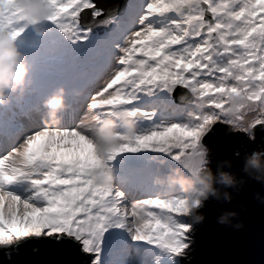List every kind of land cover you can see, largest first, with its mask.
Listing matches in <instances>:
<instances>
[{"label": "snow or ice", "instance_id": "obj_1", "mask_svg": "<svg viewBox=\"0 0 264 264\" xmlns=\"http://www.w3.org/2000/svg\"><path fill=\"white\" fill-rule=\"evenodd\" d=\"M46 3L38 32L0 0V30L31 66L0 105V262L47 246L69 264H185L198 217L168 177L189 158L217 168L214 139L264 134V0ZM59 88L68 106L53 124L44 100ZM109 119L119 143L101 151Z\"/></svg>", "mask_w": 264, "mask_h": 264}, {"label": "water", "instance_id": "obj_2", "mask_svg": "<svg viewBox=\"0 0 264 264\" xmlns=\"http://www.w3.org/2000/svg\"><path fill=\"white\" fill-rule=\"evenodd\" d=\"M262 147L264 134L259 131L255 143L240 137L211 142L213 157L220 162L212 168L216 172V192H210L204 201L205 204L209 200L201 211L204 220L197 225L185 264H264V181L255 178L256 169L245 170L247 157ZM237 150L238 159L233 157ZM221 171L233 174L232 185L221 183ZM196 182L200 185L198 179ZM226 212L235 215L228 223H219ZM237 224L242 227H236ZM76 259L47 246H28L13 256V264H69Z\"/></svg>", "mask_w": 264, "mask_h": 264}, {"label": "clouds", "instance_id": "obj_3", "mask_svg": "<svg viewBox=\"0 0 264 264\" xmlns=\"http://www.w3.org/2000/svg\"><path fill=\"white\" fill-rule=\"evenodd\" d=\"M18 6L26 15L35 17L38 21L36 30L43 32L45 30L42 22L51 13V7L46 3V0H17ZM17 37L12 33L0 30V105L10 102L11 93H21L27 88V76L30 72V66L27 61V54L23 52L16 43ZM46 108L47 122L59 123L60 112L67 108V99L65 89L59 88L53 95L44 100ZM127 135H134L137 131V124L135 121L127 120L124 122ZM117 121L109 119L106 122L105 128L97 139L101 151L113 147L119 143V135L116 131ZM239 130V129H237ZM252 140L256 139L254 129H246ZM209 154L212 153L210 147L205 149ZM239 152V150H237ZM189 160L193 161L192 158ZM194 162V161H193ZM250 167L256 169V179L264 181V147L250 153L245 162V170L249 171ZM94 178L102 184L111 183L113 180L112 174H102L100 172L93 173ZM221 183L232 185L234 183V176L228 172H220ZM201 185L200 198L201 204L192 209L191 213H195L198 217L197 223L204 220V216L200 211L204 206V201L209 198L210 192L215 193L216 172L209 166L204 170L203 175L199 178ZM227 199H231L227 196ZM235 213L226 212L219 218V223L224 224L230 221ZM236 227H242L237 224Z\"/></svg>", "mask_w": 264, "mask_h": 264}, {"label": "rangeland", "instance_id": "obj_4", "mask_svg": "<svg viewBox=\"0 0 264 264\" xmlns=\"http://www.w3.org/2000/svg\"><path fill=\"white\" fill-rule=\"evenodd\" d=\"M35 19V21L37 22V19L35 17H33ZM16 43L18 44L17 40H16ZM23 52H25L23 50ZM26 53V52H25ZM27 54V53H26ZM27 61L29 63V60H28V55H27ZM29 66H30V63H29ZM30 72H31V66H30ZM30 72L28 73V76L30 75ZM28 84V83H27ZM105 127H103L96 135L97 137H100L101 133L103 132ZM116 131H117V134L119 135V132H120V127L118 126L117 124V128H116ZM213 153V152H212ZM208 152L205 150V156H208ZM184 167L186 169H188V172H187V176H186V179L188 177V181H191L192 182V188H189L191 185H185L183 186L182 188V194L187 197V191L191 194L193 193V195H191L192 197L191 198H188V200L191 202L190 203V210L192 211V209L196 206H199L201 201H202V198H200L198 196V194L200 195V188L201 186L199 184H197L196 182V179L199 180V178L203 175V172L206 168H208V166H204L202 164L198 165V166H195V163L191 160H188ZM180 173H186L184 171H181L180 169H176L175 172L173 174H171L168 179H171L170 177H173L174 175H179ZM183 178V177H182ZM186 187V188H185ZM185 188V189H184ZM189 188V189H188ZM184 189V190H183Z\"/></svg>", "mask_w": 264, "mask_h": 264}, {"label": "bare ground", "instance_id": "obj_5", "mask_svg": "<svg viewBox=\"0 0 264 264\" xmlns=\"http://www.w3.org/2000/svg\"><path fill=\"white\" fill-rule=\"evenodd\" d=\"M37 23H38V21H37ZM37 23L35 24V28H36ZM36 31H37V30H36ZM38 32H40V31H38ZM20 49L23 51V48H22L21 46H20ZM53 78H55V76H53ZM54 93H55V92H54ZM54 93H53V94H54ZM53 94H51V95H53ZM198 165H200V164H196V163H195V166H198ZM182 188H183V187H182ZM185 188H186V187H185ZM185 188H184V189H185ZM189 188H192V185H191ZM189 188H188V189H189ZM184 189H183V190H184ZM187 192H188V191H187ZM191 195H193V193H191V194H190V193H187V198H191V197H192Z\"/></svg>", "mask_w": 264, "mask_h": 264}]
</instances>
